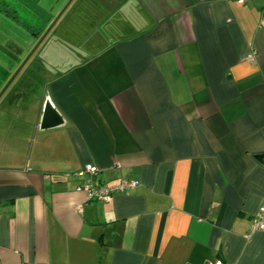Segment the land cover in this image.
Returning <instances> with one entry per match:
<instances>
[{
    "label": "crops",
    "instance_id": "obj_1",
    "mask_svg": "<svg viewBox=\"0 0 264 264\" xmlns=\"http://www.w3.org/2000/svg\"><path fill=\"white\" fill-rule=\"evenodd\" d=\"M22 1L24 28L43 29L67 0ZM106 5L73 0L44 38L79 60L45 70L21 163L1 157L0 264H264V230L247 237L264 199V0ZM21 74L0 101H23ZM47 96L66 122L42 130ZM88 162L138 183L89 200Z\"/></svg>",
    "mask_w": 264,
    "mask_h": 264
},
{
    "label": "rangeland",
    "instance_id": "obj_2",
    "mask_svg": "<svg viewBox=\"0 0 264 264\" xmlns=\"http://www.w3.org/2000/svg\"><path fill=\"white\" fill-rule=\"evenodd\" d=\"M6 1H9V4H7ZM68 1L69 0H67L66 3ZM109 1L111 3L106 0H102L104 4H108L106 5L107 8L110 7L111 4L114 3L115 6L117 3V0ZM19 2V0H0V32L2 33V36L3 33L5 36V38L3 39L1 36L3 42L0 48V55H2L0 58V63L5 64H0L1 76H5V73L8 72L7 70L9 66H11L9 61L7 62L8 56H10L11 59H13V57L18 59L17 62L13 63V69H9V71L12 72V75H14L24 63L26 57L32 52V49L35 47L34 45H36L37 42L41 40L44 32L48 29L46 27L42 29L38 26H33L31 27L32 30L29 28H24L26 32L25 34L24 30H22L21 27H17L16 25L14 26L12 22H10L11 27H6L4 23H2L1 19H7L9 17L4 11L9 8L13 9L14 7L15 10L17 9V13L20 14V18L24 21V23L28 24L27 26L30 25V23H28L27 21L28 19H31V17L32 19H35V13H28V19L25 17V11L22 10V5H19ZM65 5L66 4H64V6ZM91 12L92 11H87V14L89 15ZM87 14L85 15L88 17ZM36 24L39 25V23L37 22ZM12 25L15 28L12 27ZM7 31L11 32L13 36L16 35V39L19 44H24L20 46L17 45V47H19V50L21 46L25 48L22 55V51L18 56L16 52L13 51V49H16V46L11 44V41L13 40L12 38H9L8 35H6ZM59 34L60 33L58 32L57 35ZM61 35L62 33L59 35L58 38H61ZM68 46L69 45H67L66 47L65 44H63V41L56 39L55 36L51 40H49V38L45 39V41L40 44V47L37 48V50L33 53L29 63L24 66L21 71L22 74L24 73L23 76H20V78L22 77L20 81L21 87L17 89L15 93L17 91H20V93L17 95L21 99L23 97V101L19 103L17 102L15 104L14 102H12L15 98H10V100L6 102H4L3 100L0 101V160L3 162L4 159L1 158L2 156L5 157L8 155L11 156L12 154L15 155H12V158L6 157L5 164H20V161H22L21 155L23 156L26 152L27 143L23 141L22 137L24 136L23 134L29 132V129L31 128V126L27 125V123L30 124V122H33L36 119V104L38 103L34 100V95L38 93L42 96L41 93L45 89L46 85L45 70H47L48 73L50 72V70H53V68L63 69L67 65L69 66L70 62H77L79 60V57L74 54L71 50H69ZM7 82L8 81H6V84ZM23 120H25V123L23 122Z\"/></svg>",
    "mask_w": 264,
    "mask_h": 264
},
{
    "label": "water",
    "instance_id": "obj_3",
    "mask_svg": "<svg viewBox=\"0 0 264 264\" xmlns=\"http://www.w3.org/2000/svg\"><path fill=\"white\" fill-rule=\"evenodd\" d=\"M20 2L18 3L19 5H22L21 8L22 10L24 9V2L22 0H19ZM73 0H69L66 5L64 6L63 10L58 14V16L55 18L54 20V23L52 24L51 27H49L43 34L41 40L39 42H37L36 45H34L35 47L32 49V52L26 57V60L24 61V63L21 65V67L17 70V72L12 75V72L9 71V69H13V63L14 62H17L18 59L14 58L11 59L10 56L7 57V62L9 61L10 65L9 68H8V72L5 73V76H1L0 75V99L3 97V94L10 88L12 82L19 76V74L21 73L23 67L29 62V60L31 59L33 53L37 50V48L40 47V44L44 41V38L49 34L48 32L51 30V28L55 25V23L57 22V20L64 14V12L67 10V7L68 5L72 2ZM7 2V1H6ZM7 4H9V1L7 2ZM11 4V3H10ZM13 10L14 7H13ZM6 11V10H5ZM17 11V9L15 10ZM24 11V10H23ZM6 15V14H5ZM25 17L28 19V16L26 14H24ZM17 16V15H16ZM18 17H19V20L18 22H15V21H12V19L9 17V18H5V19H1L2 23H4V25L7 27V26H10L11 27V24L10 22H12L14 24V26L16 25L17 27H21L22 30H24V33L26 34L25 32V23L24 21L20 18V14H18ZM4 18V17H3ZM28 21V20H27ZM24 27H23V26ZM28 25V24H27ZM12 25V27H14ZM33 26H35L33 24ZM39 27V26H38ZM15 28V27H14ZM40 28V27H39ZM1 29V28H0ZM27 29V28H26ZM32 30V29H31ZM6 35H8L9 38H12L13 41H11V44H13L14 46H16V49H13L14 52H16L17 56L20 54V52L22 51L21 55L23 54L25 48L23 46H21L20 50H19V47L20 45H24L22 43H18L17 42V39H16V35H12L11 32H6ZM1 36H2V33L0 32V48L2 46V42H3V38H5L4 36V33H3V36H2V39H1ZM0 54H1V51H0ZM2 55H0V58H1ZM1 65H5V64H2L0 63ZM0 65V67H1ZM12 75V76H11ZM6 81L7 84H6ZM66 122V119L65 117H63L62 113L60 110H58V108L56 107V105H54V103L52 102V99L50 96H47L46 97V100H45V103H44V109H43V112H42V115H41V122H40V128L42 130H48L50 128H57L63 124H65ZM256 157L264 163V153H260V154H256Z\"/></svg>",
    "mask_w": 264,
    "mask_h": 264
},
{
    "label": "built area",
    "instance_id": "obj_4",
    "mask_svg": "<svg viewBox=\"0 0 264 264\" xmlns=\"http://www.w3.org/2000/svg\"><path fill=\"white\" fill-rule=\"evenodd\" d=\"M246 1V0H241ZM262 18L264 19V7L262 9ZM248 61H255V54L249 53L247 56ZM100 167L98 164L92 162L85 163L82 170L78 171V176L85 177L82 182L77 184L76 189L85 192L86 197L89 200H105L111 201L113 196L118 193H127L131 189H134L137 185V180H130L122 178L118 183L108 184L104 182L100 176ZM81 210V207H79ZM250 230L247 233V237H251L257 231L264 230V199L261 201L258 210L253 216ZM218 264H225L223 261Z\"/></svg>",
    "mask_w": 264,
    "mask_h": 264
},
{
    "label": "flooded vegetation",
    "instance_id": "obj_5",
    "mask_svg": "<svg viewBox=\"0 0 264 264\" xmlns=\"http://www.w3.org/2000/svg\"><path fill=\"white\" fill-rule=\"evenodd\" d=\"M66 4V3H65ZM8 11V13L10 12V13H12L10 10H7Z\"/></svg>",
    "mask_w": 264,
    "mask_h": 264
}]
</instances>
